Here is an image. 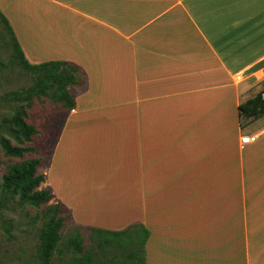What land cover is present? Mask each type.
I'll return each instance as SVG.
<instances>
[{"label":"crops","instance_id":"obj_1","mask_svg":"<svg viewBox=\"0 0 264 264\" xmlns=\"http://www.w3.org/2000/svg\"><path fill=\"white\" fill-rule=\"evenodd\" d=\"M0 13L28 64L82 76L45 170L74 226H142L143 264H264V112L237 111L264 71V0H0ZM71 154L58 172L74 203L51 179Z\"/></svg>","mask_w":264,"mask_h":264},{"label":"rangeland","instance_id":"obj_2","mask_svg":"<svg viewBox=\"0 0 264 264\" xmlns=\"http://www.w3.org/2000/svg\"><path fill=\"white\" fill-rule=\"evenodd\" d=\"M19 12L26 15L25 10H19ZM3 18L5 19L4 16ZM72 75L77 79L78 85L70 86L68 89L81 86L79 85L82 81L81 74L74 72ZM34 84L32 75L15 59L10 35L0 20V138H7L15 144L9 135V120L19 109L25 111L26 122L36 130L31 140L22 144L23 147L31 149L22 157L5 156L0 149V183L1 177L11 165L28 159H39L37 173L43 175V182L39 185V189H47L45 170L66 109L63 104L53 100L56 89L54 86L37 88ZM254 88L258 89V86L255 85ZM73 157L74 154L67 155V160L63 162V155L59 156L51 172L52 182L57 184L58 189L71 203H74L73 193L60 185L61 177L58 169L67 163L70 170ZM55 204L56 201L52 199L46 206L32 207L20 202L16 195L3 192L0 188V264H40L38 233L50 216L48 208ZM56 213L57 217L62 218L63 221L59 230V253L51 254L49 264H71L85 253H89L88 264H140L139 255L132 259L127 257L131 248L117 245L120 239L105 236L106 242L97 248L94 242L96 235L93 234V239L89 240L91 232L77 229L70 221L68 211L64 207L58 206ZM75 232L81 236L82 252L78 253L73 252L69 247L62 246L63 241Z\"/></svg>","mask_w":264,"mask_h":264},{"label":"trees","instance_id":"obj_3","mask_svg":"<svg viewBox=\"0 0 264 264\" xmlns=\"http://www.w3.org/2000/svg\"><path fill=\"white\" fill-rule=\"evenodd\" d=\"M0 20L5 25L11 41L14 46L15 59L18 63L28 71L34 78L37 88L43 86H54L53 100L65 106L66 111L73 106V101L68 93V87L78 85L77 79L72 75L77 72V68L65 62H44L36 65L28 64L22 57L10 30L7 21L0 14ZM264 87V79L259 83L256 94L241 103L237 107L240 117L250 118L264 112V102L259 98V92ZM43 92V91H41ZM10 133L15 144H12L7 138H0V149L3 154L8 157L20 158L23 154L30 152L31 149L23 147L22 144L29 142L36 134L35 128L26 122L25 111H19L9 120ZM40 163L39 159H28L19 164L11 165L6 173L1 177L0 188L3 192L16 195L20 202H24L32 207H39L53 199V195L48 189H39V185L43 182V175L37 173V167ZM58 206H62L59 202L50 206L49 218L45 221L39 230V263L49 264L51 254L59 253L58 245L60 244L59 230L62 227V218L57 217ZM76 227V226H75ZM77 229L79 227H76ZM89 240L92 235H96L94 241L97 248L106 242L105 236L120 239L117 245L120 247L131 248L128 251L129 259L136 258L139 255L140 264H143V246L148 232L138 224H132L119 232H106L101 230L90 229ZM63 247H69L73 252H82L81 236L75 232L72 236L66 238L62 243ZM89 253H85L82 257L75 259L71 264H88Z\"/></svg>","mask_w":264,"mask_h":264},{"label":"built area","instance_id":"obj_4","mask_svg":"<svg viewBox=\"0 0 264 264\" xmlns=\"http://www.w3.org/2000/svg\"><path fill=\"white\" fill-rule=\"evenodd\" d=\"M262 79H264V71H263L261 80ZM259 98H260L261 101L264 102V87L259 92ZM254 138H255L254 136H245V137L241 138V143L252 142L254 140Z\"/></svg>","mask_w":264,"mask_h":264}]
</instances>
